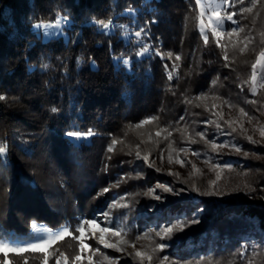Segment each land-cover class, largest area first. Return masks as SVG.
Returning a JSON list of instances; mask_svg holds the SVG:
<instances>
[{
    "label": "trees",
    "instance_id": "16d2710c",
    "mask_svg": "<svg viewBox=\"0 0 264 264\" xmlns=\"http://www.w3.org/2000/svg\"><path fill=\"white\" fill-rule=\"evenodd\" d=\"M229 4L224 11L239 24L224 20L218 47L203 22L204 43L196 0H0V238L27 237L34 225L67 224L74 233L80 218L93 219L106 198L132 187L115 181L131 170L133 154L146 172L138 183L178 191L160 206L161 218L149 219L185 225L164 240L171 264H264V88L251 91L252 64L264 50V0L250 13L241 9L251 0ZM56 21L65 34L43 39L36 25ZM238 26L239 37L227 36ZM70 131L93 134L85 142ZM222 139L230 150L215 152L211 143ZM172 148L217 157L226 190L197 166L171 172L150 163ZM72 239L0 252V264H44L45 255L56 264L61 253L73 264Z\"/></svg>",
    "mask_w": 264,
    "mask_h": 264
},
{
    "label": "rangeland",
    "instance_id": "374dc122",
    "mask_svg": "<svg viewBox=\"0 0 264 264\" xmlns=\"http://www.w3.org/2000/svg\"><path fill=\"white\" fill-rule=\"evenodd\" d=\"M201 5L204 9V15L202 17L200 15ZM201 5L199 12L200 21L202 20L208 26H210L209 17L212 16L213 9H215L217 5H221L223 8V10L221 11V15L225 14L224 8L226 5H222V0H201ZM37 25H40V28L42 29L41 36L43 39H47L48 37L53 35L65 34V32L61 28V23H59V26H56L57 21L53 24L38 23ZM260 82L261 77L258 69L256 87L260 84ZM77 140H84L85 142H89V138L87 135L82 136ZM215 144L224 145L223 147H218L215 152H221L225 149L230 150L227 145H225L226 140L224 139ZM170 156L171 162L169 161ZM129 159L130 160H128L127 162L130 164L131 167L128 168H131V170L129 169V172L121 170L120 175L116 178L115 184L116 186H119L120 184H125L121 185L123 186L124 190V186L129 183L130 186L133 187V190L130 191L132 187H127L128 189H126L124 193H118V196L115 195L114 199L109 200L108 198H106L104 206L95 213L93 219H90L95 220V223L90 225H84L80 232L72 233L69 230L73 234V237L80 236L84 240V243L88 245V247L84 249L83 253H80L79 241L74 238L71 240L73 243L71 250L73 251L74 257L77 254H80L81 256V259L79 261H76L73 257V264H90V262L91 264H149V261L147 259H143L142 261L140 257L136 256V253L147 252L149 255H152L154 253H152L151 249L155 246V244H164V240L169 239V237L161 239V237L156 236L155 234L156 231H159L161 228H164L168 225H166V223H162L158 226H153L152 223H149V219L153 217V215L155 216L156 214H159L160 211L162 212V208L160 206L165 204L170 197L178 196V191L171 186L158 187L161 185L160 183H152V185L147 183H138L139 178L146 176V172L137 169V164L139 163L137 158H135L133 154L132 156L130 155ZM217 160V157H214L213 161L208 158L198 159L192 156L188 151H185L183 149L175 150L172 148L166 154H162L156 158H153L150 163L156 162L157 165L169 169L171 172H183L191 166L195 165V167L197 166L200 171L209 172V174L213 175V177L215 176L217 178L219 176V178L217 179L221 181L220 184L222 186L224 185L223 190L221 189L222 191L220 190V192H224L226 190L225 188L227 187V183L229 182V180L223 176L225 173L223 172L221 167L218 166ZM112 184L114 185V181L111 182V185ZM164 188H169L171 189V191H164ZM150 189L153 190L152 195H145L144 193L148 192ZM157 196L160 197V199H156L155 197ZM192 200L196 206L199 198L197 196H192ZM109 206H111V209H109ZM155 210L158 211L154 212ZM102 212H109L108 219L110 220L113 217L116 220L113 225H109L107 223L108 219H104V217L101 215ZM129 213L130 217L127 218L125 214ZM160 216L161 215L155 216L154 219L161 218ZM143 217L144 220L141 221L140 218ZM82 220L84 219L80 218L77 225ZM137 226L139 227V229H137ZM65 227L69 229V226L67 224H64L57 230H52L46 226L34 225L32 227L31 234L27 237L8 236L2 237L0 238V240L9 243L13 247H24L29 243H36L41 239H45L49 235L60 231ZM44 228L50 230V232H42V229ZM102 228H108L111 230L119 228L123 229V232L120 236H112L110 232L101 233ZM174 231L175 230H173V232ZM145 232H149V235L146 237L143 235V233ZM124 233H127V235H124ZM101 235L104 237V240L108 244L114 245V247L106 248L103 244L99 243L96 237H99ZM137 236H140L141 238L136 239ZM48 247L44 248L43 250H46ZM116 248H120L121 250L117 251ZM97 249L99 251H97ZM155 254L157 258H153L151 262L154 263L153 260L155 259V264H161V261L163 260L165 255L161 251H157ZM105 257H108V259L106 260ZM7 261L8 260L3 261V263ZM171 262V260H167L164 261V264H171ZM61 264H64V262H61Z\"/></svg>",
    "mask_w": 264,
    "mask_h": 264
},
{
    "label": "snow or ice",
    "instance_id": "6c2138e0",
    "mask_svg": "<svg viewBox=\"0 0 264 264\" xmlns=\"http://www.w3.org/2000/svg\"><path fill=\"white\" fill-rule=\"evenodd\" d=\"M196 3H197V5H201V0H196ZM240 3L242 4L243 0H240ZM256 3H257V0H251V6L250 7H243L241 9V12L242 13H250L252 11V8L255 7ZM222 5L230 6L229 0H222ZM222 10H223L222 6L221 5H217V7L215 9H213L212 16L209 17V24H210L211 32H212L213 37L216 40V44H217L218 47L220 46L221 37L225 34V31L223 29L224 20L226 19L228 21H232L233 23L239 24L238 21L233 20V17L236 15V13H234V12L233 13L225 12L224 15H221V11ZM200 15H201V17L204 15V9H203L202 5H201V14ZM59 23H60V21H57V25L56 26H59ZM97 23L103 29H108L110 27V25H111V21H109L107 23H105L103 21H98ZM37 27H40V25H37ZM199 31L203 35V40H204L205 45H207L208 44V36L205 34L206 29H205V25H204L202 20H201V22L199 24ZM243 32H244V28L238 26V27L232 28L231 31H228L226 34L229 37H232V36L239 37L240 33H243ZM135 35H136L137 38H139L141 36V32H136ZM261 35H262V37H264V33H261ZM244 40L248 41V43H251V37H249V36H245ZM232 46H233V48H235L236 47L235 43H233ZM247 47H248V44L245 43L243 47L239 48V52H241V53L245 52ZM147 51H148V49H147V47H145L143 49V52L138 53V55H143V53L147 52ZM168 55L170 57L171 53H169ZM179 59H180V57L177 56L176 60H179ZM224 59L226 61L228 59L227 52L224 53ZM123 63L124 64H128L129 61L128 60H124ZM258 69H259V74H260L261 80L264 81V50L260 51L259 56L256 59L255 63L252 64L251 91L253 92V94H255V92H256ZM169 78H171V76H169ZM215 83H216V81H213V84H215ZM259 87L264 88V82H261L259 84ZM0 99H4V97L0 96ZM196 99H204V96L202 95L200 97H197ZM199 106L200 105H197V107H199ZM52 111L55 112L57 110L55 108H53ZM240 111H241L242 115H247V113H245L243 111V109H241ZM151 119H155V117H152ZM181 119H183V117H181ZM145 123H149V120L141 121V124H145ZM228 123H229V126L231 127V122H228ZM139 126L140 125H137V127H139ZM217 127H220V125L217 124ZM232 131L235 132L236 129L233 127ZM92 134L93 133L91 131H89L87 133V135H92ZM67 135L69 137H75V138L79 139L85 134H82L80 132L70 131V132L67 133ZM157 135H159V133H157ZM168 135L170 136L171 133H168ZM197 135L201 136V138H203V136H204L203 133H197ZM261 135L264 136V129H261ZM247 139L249 141H252V137H250V136L247 137ZM252 142L255 143L256 141H252ZM115 143H116V141L114 140L113 144H115ZM223 146L224 145H216L214 142L211 143V147L213 148L214 151L218 147H223ZM169 148H171V144H169ZM235 150L237 152L240 151L239 148H236ZM5 151H6V146L0 145V153H4ZM109 151H112L111 147H109ZM136 155H137L138 158L140 157V153L139 152H137ZM244 155H248V153H244ZM143 158L145 159V161H147V159H148L147 156H145ZM169 161L171 162V156L169 157ZM178 162H180V161H178ZM193 168L195 169V165H193ZM170 174H172V173H170ZM217 178H219V176ZM210 183L211 184H215V181H211ZM158 187H163V186L160 185ZM103 191L106 192L108 190L104 189ZM152 191L153 190L150 189L148 192H146L144 194L145 195H152ZM164 191H171V189L164 188ZM155 198L156 199H160V197H158V196L155 197ZM122 206H126V205H122ZM109 209H111V206H109ZM101 215L104 217L105 220H107L108 216H109V212H102ZM197 222L198 221H196V220L193 221V223H197ZM93 223H95V220L84 219L77 225V227L75 228L74 231L75 232H80L84 225H86V224L90 225V224H93ZM184 227H185V225H183V224H176V225L166 226L164 228H161L159 231H156L155 234H156V236L161 237V239H164L166 237H170L174 229L183 230ZM104 232H110L112 236H120L121 233L123 232V229H119L118 228V229H115V230H111V229H108V228H102L101 229V233H104ZM69 235H72V233L69 231L68 228L65 227L62 230L57 231V232L49 235L45 239H41V240H39L36 243H29V244L25 245L24 247H13L9 243H7V242H5L3 240H0V252H4L5 254H7L8 252L21 253V252H25V251H29V250H31V251H41L44 248H46L49 245H51L53 242H55L57 240H62L64 237L69 236ZM124 235H127V233H124ZM143 235L146 237V236L149 235V232H145V233H143ZM73 238L79 241L80 253H83L84 249L87 248L88 245L84 243V240L80 236H74ZM140 238H141L140 236L136 237V239H140ZM96 239H98L99 243L103 244L104 247H106V248L114 247V245L108 244L104 240V237L102 235L99 236V237H96ZM165 247H166L165 244L157 243L151 249V251H152V253H156L157 251H162ZM116 250L120 251L121 249L120 248H116ZM97 251H99V250L97 249ZM60 255H61V257H64V264H67V257H65L63 253H61ZM241 255H243V253H241ZM136 256L140 257L142 261H143V259H147L149 261V264H151V261L153 259V256L149 255L147 252H143V253L142 252H137ZM47 259H48V257H47V255H45L44 264H47ZM74 259L76 261H79L81 259L80 254L75 255ZM105 259L107 260L108 257H105ZM167 260H168V257L165 256L163 258V260L161 261V264H164V261H167ZM56 264H61L60 259H57ZM90 264H91V262H90ZM248 264H253L252 260H249Z\"/></svg>",
    "mask_w": 264,
    "mask_h": 264
},
{
    "label": "built area",
    "instance_id": "2783aa9c",
    "mask_svg": "<svg viewBox=\"0 0 264 264\" xmlns=\"http://www.w3.org/2000/svg\"><path fill=\"white\" fill-rule=\"evenodd\" d=\"M42 232H44V233H49L50 232V230H47V229H42Z\"/></svg>",
    "mask_w": 264,
    "mask_h": 264
}]
</instances>
